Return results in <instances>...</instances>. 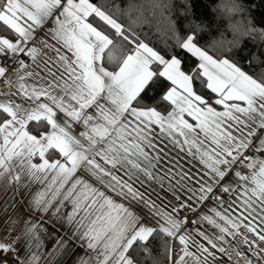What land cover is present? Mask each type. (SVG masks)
<instances>
[{"label":"snow or ice","instance_id":"1","mask_svg":"<svg viewBox=\"0 0 264 264\" xmlns=\"http://www.w3.org/2000/svg\"><path fill=\"white\" fill-rule=\"evenodd\" d=\"M0 264H264V0H0Z\"/></svg>","mask_w":264,"mask_h":264},{"label":"trees","instance_id":"2","mask_svg":"<svg viewBox=\"0 0 264 264\" xmlns=\"http://www.w3.org/2000/svg\"><path fill=\"white\" fill-rule=\"evenodd\" d=\"M134 2H135V3H141V2H144V3H146V2H147V0H134ZM217 2H218V0H217Z\"/></svg>","mask_w":264,"mask_h":264},{"label":"crops","instance_id":"3","mask_svg":"<svg viewBox=\"0 0 264 264\" xmlns=\"http://www.w3.org/2000/svg\"><path fill=\"white\" fill-rule=\"evenodd\" d=\"M17 207H19V205H17Z\"/></svg>","mask_w":264,"mask_h":264}]
</instances>
